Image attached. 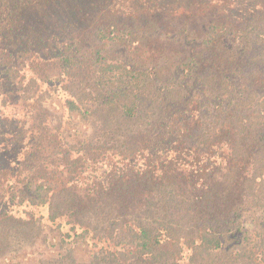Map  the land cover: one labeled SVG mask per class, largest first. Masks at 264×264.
I'll use <instances>...</instances> for the list:
<instances>
[{
  "label": "trees",
  "instance_id": "trees-1",
  "mask_svg": "<svg viewBox=\"0 0 264 264\" xmlns=\"http://www.w3.org/2000/svg\"><path fill=\"white\" fill-rule=\"evenodd\" d=\"M84 1L0 0V258L47 240V226L63 250L31 264H264L241 215L264 195V48L250 58L264 35L249 36L264 0L232 2L241 14L223 17L247 46L230 44L227 26L204 39L225 51L220 66L192 41H177L193 53L189 73L174 62L166 82L96 53L77 96L72 25L87 18ZM51 91L64 92L60 116L44 104ZM73 117L92 120L93 135L79 137Z\"/></svg>",
  "mask_w": 264,
  "mask_h": 264
},
{
  "label": "rangeland",
  "instance_id": "rangeland-1",
  "mask_svg": "<svg viewBox=\"0 0 264 264\" xmlns=\"http://www.w3.org/2000/svg\"><path fill=\"white\" fill-rule=\"evenodd\" d=\"M239 1L85 0L82 6L87 13V18L72 25V29L76 31L78 36L74 44L80 47L75 54L82 60V64H80L78 69L74 70V82L70 85V89L76 92L77 96L81 95L84 88L79 81L95 66L94 64L92 66V62L96 53L99 54L104 62H120L126 66L134 64L140 69L155 67L159 71V75H165L163 79L165 81L167 78L168 80H174L171 75H168V70L172 68L174 62L179 64L178 66L184 69L186 73H189V55L193 53L190 54L188 48L183 49L181 43L179 44L177 41L185 42V47H188L189 41H192V44L198 43L193 52L210 51V48L207 50L203 49L205 47L204 39L207 36L215 38V40L222 38L223 27L227 26L233 32L232 42L230 43L229 41V43L238 44L239 41L240 43L243 41V44L247 46L248 40L243 39L241 35V30L245 28L241 27L238 22L230 25L228 20L226 21L223 18L226 15L230 17L234 14L233 17H236L241 14L240 11H237L238 6L232 3ZM224 4L225 6H223ZM258 14L264 17V11ZM148 18L151 20L157 19L162 24V31L155 33L154 29L156 26L145 25ZM212 20H218L216 22L218 26L209 33V24ZM258 21L264 25L263 21ZM154 22L157 24L156 21ZM96 29L103 32V38L98 37ZM250 32V38L260 43L264 35V26L260 31L251 28ZM51 41L55 42L52 37L49 38V42ZM60 42H62L60 44H63V39ZM52 45L57 46L55 43H52ZM253 48V55L250 57H253L252 59L257 58L262 52L255 53L264 47L256 44ZM206 54L212 67L220 66L223 63L225 54L223 49H212V52H206ZM209 55H211V58ZM163 56L164 59L167 57L169 59L163 60ZM206 69L205 67L204 69H198V71L207 74V72L212 70V68ZM247 70H250V68ZM47 72H55V69L50 66ZM203 73H198V75H202L199 77H203L205 75ZM244 73L246 74V72ZM66 78H68V75H66ZM241 82H245V80L242 78ZM64 84H67V79ZM169 84L168 82L167 86ZM241 89L244 94L250 92V88L241 87ZM62 94H64L63 91H59V93L57 91L52 93L51 91L44 100L45 106L55 116H60L63 111L59 97L63 96ZM248 95L247 101L252 100L253 96L250 93ZM83 102L89 104V101ZM4 110L8 114L14 111L11 107H5ZM72 121L73 123L69 126L78 128L81 131L78 135L79 137L86 136L88 138L93 135L92 125L90 124L92 120L83 121L73 117ZM241 215L244 220L252 222L249 230L252 242L255 245L254 250H257L256 248L259 246L264 249V195L263 197L253 198V201L245 207ZM43 233H46L47 240L43 241L39 237L31 242L24 241L19 242L17 245L14 244L12 251L6 257H1L0 261L8 260L10 262H20L21 264H31L38 259H47L55 256L63 250L58 245L56 232L49 231V228L44 226Z\"/></svg>",
  "mask_w": 264,
  "mask_h": 264
}]
</instances>
